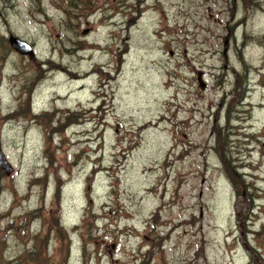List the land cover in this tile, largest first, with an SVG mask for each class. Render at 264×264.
Listing matches in <instances>:
<instances>
[{"label": "rangeland", "instance_id": "374dc122", "mask_svg": "<svg viewBox=\"0 0 264 264\" xmlns=\"http://www.w3.org/2000/svg\"><path fill=\"white\" fill-rule=\"evenodd\" d=\"M0 146V264H264V0H0Z\"/></svg>", "mask_w": 264, "mask_h": 264}, {"label": "water", "instance_id": "95a60500", "mask_svg": "<svg viewBox=\"0 0 264 264\" xmlns=\"http://www.w3.org/2000/svg\"><path fill=\"white\" fill-rule=\"evenodd\" d=\"M8 43L10 47H12L15 51L19 52L20 54H27L29 58L33 57V48L32 46L27 43L25 40L19 38L16 35L10 34L8 36ZM200 80V86L201 88L204 87V83L201 81L200 77H198ZM0 169L5 175H10L13 171V166L5 156L1 146H0Z\"/></svg>", "mask_w": 264, "mask_h": 264}]
</instances>
